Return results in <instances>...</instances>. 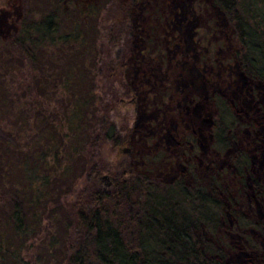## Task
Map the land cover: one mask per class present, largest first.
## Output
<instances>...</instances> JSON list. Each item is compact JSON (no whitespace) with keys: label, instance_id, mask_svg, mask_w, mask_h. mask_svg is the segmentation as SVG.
<instances>
[{"label":"trees","instance_id":"16d2710c","mask_svg":"<svg viewBox=\"0 0 264 264\" xmlns=\"http://www.w3.org/2000/svg\"><path fill=\"white\" fill-rule=\"evenodd\" d=\"M49 1L53 7L29 10L0 38V264H237L227 260L220 231L258 229L237 196L253 205L248 188L264 196L247 152L236 146L227 168L201 177L189 167L171 182L154 168L133 172L128 161L108 167L102 144L118 148L135 136L134 122L118 125L110 115L135 95L126 54H111L131 31L133 1L109 14L104 47L87 39L77 17L60 30V12L70 6L81 16L98 0ZM212 2L231 29L240 71L264 87V0ZM98 69L109 81L102 93ZM115 76L125 78L120 87ZM210 100L211 143L223 152L237 145L238 111L223 96ZM187 137L183 145L192 143ZM104 172L110 184L100 188L95 179ZM84 173L90 180L75 189ZM243 264H264V250Z\"/></svg>","mask_w":264,"mask_h":264},{"label":"rangeland","instance_id":"374dc122","mask_svg":"<svg viewBox=\"0 0 264 264\" xmlns=\"http://www.w3.org/2000/svg\"><path fill=\"white\" fill-rule=\"evenodd\" d=\"M120 1H133L131 31L129 39L126 36L112 47L111 54H126L125 78L135 95L132 101L128 97L118 101L110 115L118 125L124 118L134 122L135 136L118 148H112L109 140L102 144L107 166L115 160L122 166L128 161L133 172L154 168V175L171 182L189 167L201 177L210 167L216 171L227 168L229 155L240 146L250 157V174L264 185V87L240 71L232 53L235 42L223 14L212 0H113L105 4L98 0V7L87 6L81 16L72 13L70 6L60 12L64 21L60 30L71 28L70 22L77 17L85 21L87 39L104 47L109 14H114ZM53 6L49 0H0V38L13 31L29 10ZM122 23L126 29L128 21ZM100 70L96 90L102 93L109 81ZM118 76L112 83L120 87L117 78H125ZM213 93L234 103L238 111L237 145L223 152L211 143ZM146 132L152 135L144 137ZM187 136L192 143L183 145ZM153 163L161 165L155 168ZM89 180L82 174L74 188ZM95 183L108 187L109 173H102ZM248 193L252 200L253 196L258 199L252 201L254 205L243 193L237 196V205L261 223L258 229L237 230L231 226L232 220L231 227L220 231L227 260L237 264L259 257L264 250V196L249 188Z\"/></svg>","mask_w":264,"mask_h":264},{"label":"water","instance_id":"95a60500","mask_svg":"<svg viewBox=\"0 0 264 264\" xmlns=\"http://www.w3.org/2000/svg\"><path fill=\"white\" fill-rule=\"evenodd\" d=\"M125 150L127 149V147L124 148Z\"/></svg>","mask_w":264,"mask_h":264}]
</instances>
